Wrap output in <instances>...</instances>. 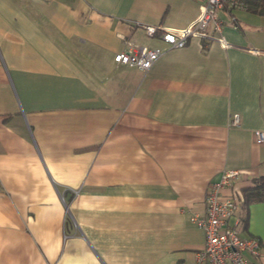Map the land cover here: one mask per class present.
<instances>
[{"label":"crops","instance_id":"crops-1","mask_svg":"<svg viewBox=\"0 0 264 264\" xmlns=\"http://www.w3.org/2000/svg\"><path fill=\"white\" fill-rule=\"evenodd\" d=\"M200 2L0 0V264H197L209 183L264 178V13L222 9L180 47L143 29ZM128 41L164 51L116 64ZM239 229L264 264V200Z\"/></svg>","mask_w":264,"mask_h":264},{"label":"built area","instance_id":"built-area-1","mask_svg":"<svg viewBox=\"0 0 264 264\" xmlns=\"http://www.w3.org/2000/svg\"><path fill=\"white\" fill-rule=\"evenodd\" d=\"M247 4L246 0H201L198 17L187 27L176 30L160 24H144L143 29L148 36L159 33L166 43L165 47H180L189 36L213 37L208 32L209 24L213 32L219 33L222 27L218 14L220 10L244 8ZM217 38L224 42L222 35ZM163 51L162 46L149 47L128 41L126 48L113 55V60L116 64L145 70ZM231 122L238 124L237 113L233 114ZM253 134L257 143L264 142V130L256 129ZM239 176L238 170H224L206 189L204 213L194 212L190 216L191 221L202 228L205 236L204 245L197 252V264H252L247 255L259 257L261 254V242L258 238L240 235L241 195L232 191ZM225 187L230 189L229 193L222 192Z\"/></svg>","mask_w":264,"mask_h":264},{"label":"trees","instance_id":"trees-1","mask_svg":"<svg viewBox=\"0 0 264 264\" xmlns=\"http://www.w3.org/2000/svg\"><path fill=\"white\" fill-rule=\"evenodd\" d=\"M249 7L264 13V0H246ZM241 195V219L245 226L247 220V207L251 202L264 200V178H253L252 183L240 190Z\"/></svg>","mask_w":264,"mask_h":264}]
</instances>
